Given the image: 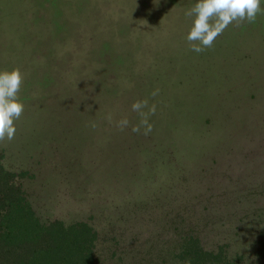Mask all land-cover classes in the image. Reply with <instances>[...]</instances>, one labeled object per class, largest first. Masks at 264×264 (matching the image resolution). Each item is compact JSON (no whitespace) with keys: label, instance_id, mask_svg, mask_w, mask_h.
I'll return each mask as SVG.
<instances>
[{"label":"rangeland","instance_id":"1","mask_svg":"<svg viewBox=\"0 0 264 264\" xmlns=\"http://www.w3.org/2000/svg\"><path fill=\"white\" fill-rule=\"evenodd\" d=\"M196 2L0 0V71L25 77L24 114L0 151L8 170L28 171L43 218L129 229L126 211L147 218L205 174L262 176L264 15L196 53L185 16ZM145 99L156 105L148 136L131 131L142 119L131 105Z\"/></svg>","mask_w":264,"mask_h":264},{"label":"trees","instance_id":"2","mask_svg":"<svg viewBox=\"0 0 264 264\" xmlns=\"http://www.w3.org/2000/svg\"><path fill=\"white\" fill-rule=\"evenodd\" d=\"M3 159L0 151V264H264V173L257 183L246 168L205 174L192 196L157 200L147 218L126 211L131 228L100 232L87 218H43L28 171L15 174Z\"/></svg>","mask_w":264,"mask_h":264},{"label":"clouds","instance_id":"3","mask_svg":"<svg viewBox=\"0 0 264 264\" xmlns=\"http://www.w3.org/2000/svg\"><path fill=\"white\" fill-rule=\"evenodd\" d=\"M258 15H264L261 0H197L185 12L187 18H192V27L186 37L191 51L202 53L211 49L229 25L240 26L244 22L254 24ZM24 80V74L19 68L0 71V142L15 138V122L25 111V105L19 97ZM158 91H154L152 96L158 95ZM145 108L147 112L143 111ZM131 109L142 117L138 125L132 126L131 131L148 136L153 131L149 116L155 115L156 105L149 106L146 99L137 100L132 103ZM108 119L111 122V116ZM129 123L127 118H123L116 122V127L124 131Z\"/></svg>","mask_w":264,"mask_h":264}]
</instances>
